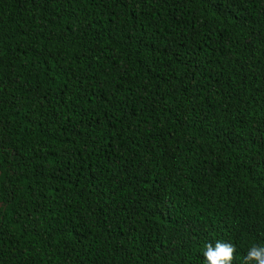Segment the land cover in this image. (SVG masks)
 Segmentation results:
<instances>
[{"label": "trees", "instance_id": "trees-1", "mask_svg": "<svg viewBox=\"0 0 264 264\" xmlns=\"http://www.w3.org/2000/svg\"><path fill=\"white\" fill-rule=\"evenodd\" d=\"M0 201V264H244L264 0H0Z\"/></svg>", "mask_w": 264, "mask_h": 264}, {"label": "clouds", "instance_id": "clouds-1", "mask_svg": "<svg viewBox=\"0 0 264 264\" xmlns=\"http://www.w3.org/2000/svg\"><path fill=\"white\" fill-rule=\"evenodd\" d=\"M231 242L216 240L214 244H205L202 264H231L234 252ZM244 264H264V243H252L242 257Z\"/></svg>", "mask_w": 264, "mask_h": 264}, {"label": "flooded vegetation", "instance_id": "flooded-vegetation-1", "mask_svg": "<svg viewBox=\"0 0 264 264\" xmlns=\"http://www.w3.org/2000/svg\"><path fill=\"white\" fill-rule=\"evenodd\" d=\"M2 205V202L0 201V206Z\"/></svg>", "mask_w": 264, "mask_h": 264}]
</instances>
